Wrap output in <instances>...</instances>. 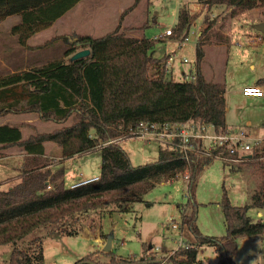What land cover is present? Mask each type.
<instances>
[{
    "label": "trees",
    "instance_id": "trees-1",
    "mask_svg": "<svg viewBox=\"0 0 264 264\" xmlns=\"http://www.w3.org/2000/svg\"><path fill=\"white\" fill-rule=\"evenodd\" d=\"M83 0H0V22L16 18L10 33L21 46L49 29ZM147 8L151 0H146ZM143 0H135L128 12L135 11ZM203 6H224L225 17L235 19L254 9H264V0H198ZM225 17L210 21L201 31L197 44L195 81L175 82L168 78V58H155V47L162 38L150 39L145 32L149 21L140 26L121 25L106 36H84L69 43L62 56L44 64L16 68L0 75V119L9 115L33 114L42 123H54L50 131L31 132L24 126L0 123V159L17 147L25 156L19 181L9 190H0V247L17 245L44 225H56L88 209L112 204L117 212H130L132 204L162 183L179 179L193 162L188 176L189 198L181 205L182 226H186L196 245L180 248L167 264H200L198 249L209 246L217 252L219 264H237V241L241 237L264 235V223L249 216L251 207H264V140L255 147L251 158L237 159L256 167L258 185L250 206H236L224 193L222 210L227 234L224 237L203 235L198 227L199 204L195 198L198 177L214 159H236L219 149L207 152L195 142L188 156L160 146L158 159L134 166L120 140L134 137L141 124L185 123L212 127L217 133L228 132L226 84L209 79L204 70L208 47L229 44L225 35ZM193 16L187 7L179 10L172 36L182 41L189 37ZM171 36V37H172ZM90 50L89 57L71 61L79 50ZM264 85V80L261 81ZM92 131L95 135H92ZM52 143L62 150L56 162L47 154ZM99 149L102 170L98 179L74 188H66L64 160ZM198 152V153H197ZM55 168V169H53ZM106 238V235H103ZM152 247H146L139 262L113 257L107 264H160L148 260ZM112 255L109 254V256ZM40 251L35 255L15 248L9 264H43ZM77 264H96L90 255Z\"/></svg>",
    "mask_w": 264,
    "mask_h": 264
},
{
    "label": "rangeland",
    "instance_id": "rangeland-1",
    "mask_svg": "<svg viewBox=\"0 0 264 264\" xmlns=\"http://www.w3.org/2000/svg\"><path fill=\"white\" fill-rule=\"evenodd\" d=\"M134 2L83 0L49 29L33 36L27 47L21 46L18 38L10 33L17 22L16 18L0 22V75L16 68L35 66V63L45 64L62 56L70 47L65 38L72 44L84 36H106L120 25L123 28L140 26L149 21L146 37L164 33L159 37L163 40L156 44L154 57L168 58V78L175 82L195 81L198 31L213 19L219 23L227 15L226 8L203 6L198 0H151V6L147 8L148 2L143 0L135 11L128 12ZM184 6L194 19L186 41L175 38L173 34L172 37L166 35V31L175 29L179 10ZM225 19V35L229 38V44L207 48L205 74L209 79L223 80L226 84V118L229 127H232L228 128V132H245L250 143L258 141L260 145L264 140V97L248 98L244 96L243 89L253 87L264 90L261 83L264 80V32L257 30L259 25L264 24V9L247 11L232 20L228 17ZM4 122L25 125L26 136L32 133L28 126L35 125L37 131L46 132L57 127L54 123L39 122L33 114L9 115L0 119V123ZM92 135H95L94 131ZM139 137L136 135L120 140L132 164L142 166L155 162L159 143ZM46 147L49 158L59 162L62 158L61 148L52 143ZM24 160L25 156L17 147L10 150L9 156L0 159V190L7 191L19 181ZM60 166L66 170L65 187L74 188L70 187L73 183L101 174L102 155L98 150L92 151L64 160L57 167ZM192 167L193 162L179 179L158 185L144 196L142 202L133 203L130 212H117L112 204L88 209L56 225L40 227L17 245L1 246L0 264H9L15 248L32 255L42 251L43 264H77L90 255H93L96 264H107L113 257H123L137 263L143 257L145 246L153 248L149 253L145 251L148 260L170 263L176 250L196 245L188 228L182 226L180 211L181 205L188 202V176ZM258 184L256 167L253 165L218 157L206 166L195 188V198L199 204L197 224L202 234L218 238L226 236L222 210L224 193H227L233 205L250 206ZM248 216L255 223H264V207L249 208ZM110 235H113L111 256V252H104ZM237 244V264H264V235L241 237ZM198 261L200 264H219L217 252L209 246L199 247Z\"/></svg>",
    "mask_w": 264,
    "mask_h": 264
},
{
    "label": "built area",
    "instance_id": "built-area-1",
    "mask_svg": "<svg viewBox=\"0 0 264 264\" xmlns=\"http://www.w3.org/2000/svg\"><path fill=\"white\" fill-rule=\"evenodd\" d=\"M167 36L172 35V30L166 31ZM187 62V60H185ZM246 97L263 98L264 90L262 88L246 87L243 89ZM139 138H145L148 141H156L163 148L180 152L188 155L194 153L192 143L198 142L202 148L209 151L225 150L230 155H236L237 159L248 158L249 152L258 146V141L250 143L245 132L234 133L225 132L217 133L212 127L206 125H198L190 120L185 123H165V124H141L137 133ZM191 148H193L191 150ZM198 153V152H197ZM176 225H174V228Z\"/></svg>",
    "mask_w": 264,
    "mask_h": 264
},
{
    "label": "water",
    "instance_id": "water-1",
    "mask_svg": "<svg viewBox=\"0 0 264 264\" xmlns=\"http://www.w3.org/2000/svg\"><path fill=\"white\" fill-rule=\"evenodd\" d=\"M257 30L264 32V24H261L257 27ZM91 55V51L90 50H81L80 52L76 53L72 58L71 61H76V60H80L86 57H89ZM248 158H251V156H249ZM112 244H113V235H110L107 239L105 248H104V252L109 253L112 251Z\"/></svg>",
    "mask_w": 264,
    "mask_h": 264
},
{
    "label": "crops",
    "instance_id": "crops-1",
    "mask_svg": "<svg viewBox=\"0 0 264 264\" xmlns=\"http://www.w3.org/2000/svg\"><path fill=\"white\" fill-rule=\"evenodd\" d=\"M207 24V23H206ZM204 25L199 31H198V36H199V34L201 33V31L207 26V25ZM160 36H164V33L161 35H158V36H147L148 38H150V39H156V38H159ZM162 38V37H161ZM13 72V71H12ZM170 74V73H169ZM249 98V97H248ZM250 98H256V97H250ZM227 125H228V123H227ZM228 128H232V127H229V125H228ZM98 151H100L99 149H97ZM97 150H95V151H97ZM101 152V151H100ZM76 157V156H75ZM74 157V158H75ZM67 161V160H66ZM100 175H97V176H95V177H93V178H91V179H87V178H84V180L82 181V182H80V183H73L70 187H74V186H78V185H80V184H82V183H87V182H89V181H92V180H95V179H98V177H99ZM103 244H104V242H102Z\"/></svg>",
    "mask_w": 264,
    "mask_h": 264
}]
</instances>
